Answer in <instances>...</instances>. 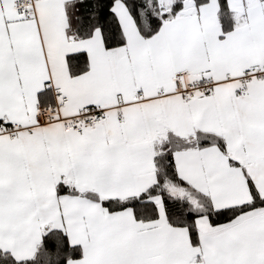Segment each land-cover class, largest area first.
<instances>
[{
	"label": "snow or ice",
	"instance_id": "snow-or-ice-1",
	"mask_svg": "<svg viewBox=\"0 0 264 264\" xmlns=\"http://www.w3.org/2000/svg\"><path fill=\"white\" fill-rule=\"evenodd\" d=\"M0 264H264V0H0Z\"/></svg>",
	"mask_w": 264,
	"mask_h": 264
}]
</instances>
